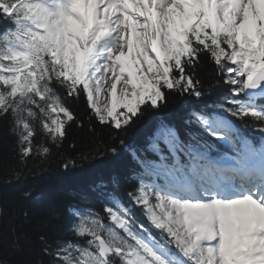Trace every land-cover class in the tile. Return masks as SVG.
I'll return each mask as SVG.
<instances>
[{"label": "snow or ice", "instance_id": "6c2138e0", "mask_svg": "<svg viewBox=\"0 0 264 264\" xmlns=\"http://www.w3.org/2000/svg\"><path fill=\"white\" fill-rule=\"evenodd\" d=\"M0 17L12 25L0 33V120L22 160L62 143L76 122L67 97L120 129L158 108L162 89L199 99L202 56L230 89L189 112L200 132L181 140L161 123L155 159L138 160L127 195L158 234L101 184L104 216L73 211L74 238L43 249L51 264H264V142L228 119L252 117L264 137V0H0ZM201 132L231 154L213 155Z\"/></svg>", "mask_w": 264, "mask_h": 264}, {"label": "trees", "instance_id": "16d2710c", "mask_svg": "<svg viewBox=\"0 0 264 264\" xmlns=\"http://www.w3.org/2000/svg\"><path fill=\"white\" fill-rule=\"evenodd\" d=\"M11 27L6 17H0V29ZM195 75L200 81L199 99L162 89L166 100L158 108L147 109L138 119L134 117L130 126L120 129L91 118L83 98L67 97L76 122L69 123L62 143L50 146L46 157L22 160L10 122L0 120V264H51L52 257L43 249L46 245L55 249L74 238L70 231L76 220L74 210L104 216L98 184L119 196L136 189L129 174L136 167L134 163L149 158V145L161 123L173 127L181 140H187L189 132H200L185 123L189 112L224 103L230 89L215 65L203 56ZM228 119L241 136L264 142L254 118ZM201 136L214 146L213 155L227 150L206 133L201 132Z\"/></svg>", "mask_w": 264, "mask_h": 264}, {"label": "rangeland", "instance_id": "374dc122", "mask_svg": "<svg viewBox=\"0 0 264 264\" xmlns=\"http://www.w3.org/2000/svg\"><path fill=\"white\" fill-rule=\"evenodd\" d=\"M153 199H154V197H153Z\"/></svg>", "mask_w": 264, "mask_h": 264}]
</instances>
